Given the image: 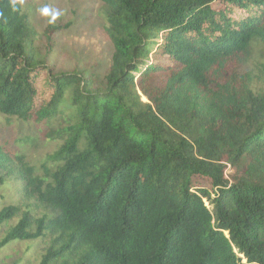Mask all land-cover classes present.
I'll return each instance as SVG.
<instances>
[{"label":"trees","instance_id":"16d2710c","mask_svg":"<svg viewBox=\"0 0 264 264\" xmlns=\"http://www.w3.org/2000/svg\"><path fill=\"white\" fill-rule=\"evenodd\" d=\"M100 1L102 79L49 63L68 24L40 48L0 0V113L58 140L39 161L0 142V244H40L32 264H264V0Z\"/></svg>","mask_w":264,"mask_h":264},{"label":"rangeland","instance_id":"374dc122","mask_svg":"<svg viewBox=\"0 0 264 264\" xmlns=\"http://www.w3.org/2000/svg\"><path fill=\"white\" fill-rule=\"evenodd\" d=\"M28 14L35 29L34 44L45 46L43 34L48 20L55 24H68L67 28L54 33L52 51L48 54L49 63L53 62L57 70L78 69L94 71L99 79L106 74L110 65L113 46L105 34L106 17L100 0H18ZM43 53L45 50L42 49ZM264 89V82L259 84ZM41 131L34 122H23L16 117H7L0 113V142L11 150H25L28 160L39 161L54 150L57 139L36 136ZM27 136L35 137L31 144H24ZM234 169L229 168V174ZM10 187H0V209L7 205ZM12 220L8 223L11 225ZM7 226L0 227V241ZM41 245L35 242L21 241L6 245L0 244V264H32L40 255Z\"/></svg>","mask_w":264,"mask_h":264}]
</instances>
